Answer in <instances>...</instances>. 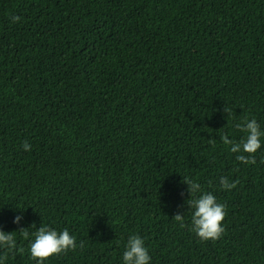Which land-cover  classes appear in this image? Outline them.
<instances>
[{
	"label": "trees",
	"instance_id": "trees-1",
	"mask_svg": "<svg viewBox=\"0 0 264 264\" xmlns=\"http://www.w3.org/2000/svg\"><path fill=\"white\" fill-rule=\"evenodd\" d=\"M253 118L264 0H0V264H38L41 226L77 243L43 264H124L133 235L150 264H264V137L251 155L220 139ZM204 193L226 206L218 240L193 231Z\"/></svg>",
	"mask_w": 264,
	"mask_h": 264
},
{
	"label": "clouds",
	"instance_id": "clouds-1",
	"mask_svg": "<svg viewBox=\"0 0 264 264\" xmlns=\"http://www.w3.org/2000/svg\"><path fill=\"white\" fill-rule=\"evenodd\" d=\"M12 20L13 22L19 21L20 17H13ZM224 111L229 114L228 108L225 107ZM235 127L246 133V136L239 142L229 139L227 135L220 137L225 145L231 146L230 151L232 153H248L251 155L261 148V137H264V131L261 130L256 119H246L243 124L237 123ZM212 142L214 143V141ZM22 147L25 151H30L32 146L25 141ZM236 159L245 164L255 163L254 157L249 159L248 156L243 154L237 155ZM183 182L188 185V191L191 196L201 190L200 184L195 181L185 178ZM237 183L238 181L229 183L226 177H222L220 180L222 188L226 190L235 188ZM188 205L190 208L195 209L192 223L194 225L193 231H195L197 236L205 241L218 240L225 232L222 221L226 216V206L218 203L216 197L211 193H204L198 199L188 200ZM173 218L181 223L183 221V215L179 213L174 215ZM21 219L22 215L17 216L14 223H19ZM19 231L25 239L29 237L27 228ZM33 235L35 239L31 243L30 252L31 256L38 261V264H43V261L53 255H58L62 252L66 253L69 250L75 251L77 248L76 237L70 235L67 229L58 233L54 229L41 226ZM0 247H7L9 250L16 247V240L12 232L5 233L0 231ZM80 247L83 248V243L80 244ZM150 259L151 257L145 247L144 240L138 235L131 236L123 254L124 264H150Z\"/></svg>",
	"mask_w": 264,
	"mask_h": 264
}]
</instances>
